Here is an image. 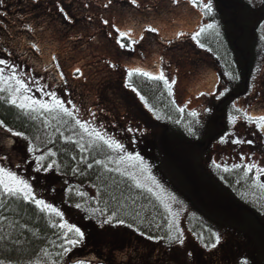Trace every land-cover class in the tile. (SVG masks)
Returning a JSON list of instances; mask_svg holds the SVG:
<instances>
[{"label":"rangeland","instance_id":"rangeland-1","mask_svg":"<svg viewBox=\"0 0 264 264\" xmlns=\"http://www.w3.org/2000/svg\"><path fill=\"white\" fill-rule=\"evenodd\" d=\"M222 2L235 10L233 14L237 15V19L232 22L230 20V27L234 26L240 29V33H235V35L245 38L244 41H241L239 50L247 58L248 43L251 42L249 38L251 36H255V38H257L256 36L264 37L263 7L260 6L258 0L254 7L248 4V0H222ZM246 5L250 6L249 10H246ZM217 9L220 12L224 11V7L222 6H217ZM260 10L262 12H259ZM195 21H198V19ZM126 23L127 21L125 20L124 25ZM93 24L95 27L96 24ZM77 26L75 38L79 35H83L84 37L90 35V28L86 27L83 22H79ZM251 27H257V30H260L261 34H252ZM224 29L226 30L227 28L224 27ZM10 30V33L8 31L5 33L6 39L3 41V38H0V42L11 41L9 36L11 37L13 34L12 29ZM18 34L19 37H22L21 31ZM28 36L29 42L32 44L36 38L31 34ZM42 36L47 45L46 48H48L46 53L50 52V50L52 51V56L55 55L58 58V62L67 76V86L58 92V96L61 99L74 101L75 106L80 109L78 115L82 119L91 121V128H94L106 137L115 138V140L123 145V148L118 151H114L108 148L107 145H103L104 149L99 153V150L95 146L99 145L98 143L101 141L97 138L89 139L88 145L90 144L92 153L110 158L108 164H111L118 171L129 175L138 185L146 189H152L151 192L160 201L168 215L171 228L170 234L174 236L178 235V230L179 233L183 234L184 241L183 244H180L178 240L169 242V239L166 241H141L142 243L134 241V243L132 242V246L128 247L126 242L127 237L125 242L121 241L118 245L113 244L116 242L115 240H111L110 243L116 245L115 247L108 245L96 249L92 245L86 247L81 244L70 253L72 257L70 261L85 264H225L224 261L229 260L230 254L223 253L222 259L219 255V250L211 249L210 247H206V245H211L214 242L212 232H217L216 226L221 220L223 223L230 221V223L234 222L235 224L240 222V217L237 216V211L226 210V206H231L233 202L231 199L225 198V189L221 184L223 181L216 177L210 166L221 165L220 155H225L222 153L223 149L229 150L232 154L237 152L236 149L238 147H246V144H233L231 141L236 139H232L229 136H225V142L220 143V139L214 138L211 135L216 127V100L213 96L205 98L196 97L199 92L196 93L193 89V83L196 84L197 81L193 72L194 56H185V51L182 50V47H178L176 49L178 53L177 57L169 60V78H175L176 80L172 89L173 95H171L172 97L170 96V99L175 101L174 109L170 111L165 95L160 91L156 92L153 95H149L147 99L150 104L159 109L157 115L156 112H151L149 109L152 108L146 103L145 105L140 99V93L138 96L136 92L132 93L130 90L123 88L122 86H125V84L106 88V84L113 85L119 76L117 71L116 75L108 72L106 76L105 70L99 68L100 63L98 62H94L92 67V60L96 56L92 55L93 53L91 52H94L97 45L92 43L86 44L90 54L87 55V51L80 57L81 60L78 58L77 61H72L70 56H67L66 49L64 50L67 44L65 41H61L62 37L59 36V32H56L54 23L46 27V31L42 32ZM240 38L238 43H240ZM229 39L230 41L232 40L230 37ZM3 43H0L1 48L2 46L4 47ZM80 43L81 41L78 40L76 45L72 46L71 53L72 50L77 49ZM83 43L81 44L85 45ZM51 44L57 46L54 51ZM21 46L23 45H19L18 47ZM101 46L104 52H119V49L113 50V46L111 45L109 47L107 42ZM210 47L215 50V47H217L215 40H212ZM107 48H109V51ZM4 49L6 48L4 47ZM59 50L60 55L58 54ZM189 52L190 50L187 53ZM208 53L210 52H207V59L204 63L207 66H205L206 68L216 63L226 69L225 64H223L224 61L215 59L214 55L208 56ZM0 58H3V56L0 55ZM89 58L92 60L90 61ZM157 59L147 57L141 61H129L125 67H142L158 74L160 65ZM43 61V63H40L43 66H41L42 70L50 63H56L51 61V58H48L47 55L43 56ZM113 62L117 63V60H113ZM227 63V68H231L230 62L228 61ZM262 63L264 64V61ZM76 67H80L85 73L84 77L80 80L73 79L72 77V72ZM46 81V78L40 79V84L52 83L50 79L49 82ZM118 82L120 84V80ZM35 87V85H32V90L27 95L37 96V99H45L48 101L44 102H50V98L36 92ZM103 87L106 90L108 89V92L105 93ZM98 92H100V96ZM2 93H5L10 99L7 91ZM142 107H145L148 111ZM178 108L184 109L183 112L190 118V122L186 123L187 119L181 118L183 112L178 111ZM89 109L95 113V118L89 115ZM37 110H39L38 107ZM193 111L196 113L195 116L190 115V112ZM43 113H48L52 116L56 114L57 117L55 119L59 125L62 128L70 126L71 132L77 136L76 138L89 136L83 133L79 126L75 125V121L63 116L61 113ZM134 113L136 117H134ZM163 115L167 117H163ZM176 127L181 130L183 139L193 145L182 146L184 144L183 139L178 138ZM168 128L171 129L169 130ZM189 128L192 129L195 135L188 134ZM4 129V127L0 129V157H6L4 163H7L9 170L16 172L20 178L29 181L39 198L48 199L50 195L54 194V190L60 184V179L58 180L55 177L50 178L48 177V173L52 172L58 176L59 170L56 164H53L52 168L48 171L42 170L37 173L34 171L37 167L35 157L44 155L43 164L47 167L55 161V155L49 156V150H33L32 152H28L27 149L31 145L27 140L22 136H12L10 132H5ZM201 144H204V146H200ZM129 155L139 156L140 160H128L127 156ZM4 163H0V167L4 166ZM223 165H226L230 169L234 163L228 165V162H226ZM224 166L220 168L223 170ZM193 187L197 188L205 203L198 198L197 192ZM80 191L87 198L93 199L95 197V190L90 186L84 187ZM173 197H175V200L172 199ZM220 203L223 205V209L216 208V204ZM59 210L63 214L66 212L65 207H62L60 204ZM64 218L68 223L79 226L76 220L70 218L68 211ZM223 223L222 225H224ZM79 227L81 228V226ZM203 229H206V231H203ZM190 252L193 254L191 257L188 255Z\"/></svg>","mask_w":264,"mask_h":264},{"label":"trees","instance_id":"trees-1","mask_svg":"<svg viewBox=\"0 0 264 264\" xmlns=\"http://www.w3.org/2000/svg\"><path fill=\"white\" fill-rule=\"evenodd\" d=\"M105 2L106 0H3V4L0 5V13H4L0 15V38H3L4 41L6 39L5 33L6 31L10 33V29H12V32L19 30L22 35L24 30H27L36 38L34 43L38 47H43L46 46V43L42 32L46 31V27L51 23H54L56 32H59V36L62 37L61 41H65L67 44L64 48L67 56H70L72 61H77L87 51L86 54H90L86 44H91L88 43L89 36L79 35L75 38V31L78 28L77 24L83 22L87 27L90 23H95L96 27H99L102 18L98 17V14H102L104 9H106L104 7ZM114 2L121 5L119 0H112L109 7ZM61 5L71 17L70 20H66L64 13L59 11V6ZM259 12L262 11L260 10ZM225 34L228 39L229 37L231 38V30L229 28L225 30ZM98 35L100 34L96 32V36ZM75 40H80L85 45L80 43L77 49L72 50L71 53L72 46L77 43ZM0 43L2 44L3 42ZM3 44L6 49L3 46L2 48L0 47V55L3 56L0 59L6 58L10 62L15 63L30 78H46L47 74L44 69L42 70V64L34 57L27 45L17 49L13 48L8 41ZM95 45L97 47L91 53H95L94 56L96 57L93 60L91 59L92 57L89 58L90 61L92 60V67L94 62H98L100 63L99 68L105 70V75L108 72L116 75L118 72L119 77L116 78L115 83L113 85L106 84V88L125 84L121 80L124 77L123 71L125 69L118 63L119 61L115 63L113 58H110V60L105 59L102 56L105 52L102 51L101 44L96 43ZM240 45L241 41L240 43L236 42V44L229 41L228 47L235 52V46L239 50ZM51 46L53 51L57 47L54 44H51ZM165 51H168V49ZM9 53H12V55H9ZM58 54L60 55V50ZM110 63L116 67H110ZM160 63L161 71L169 78V60L164 57ZM246 63L247 60L245 58L239 62L240 67L244 68ZM83 68L85 69V67ZM46 80V82H49V79L46 78ZM118 80H120V84ZM139 80L135 84L132 82V78L128 79L127 83L131 87H122L132 93V87H135L141 96L144 97V104L146 103L151 107L150 111L156 112L157 115L159 109L150 104L147 99L149 95H153L156 92L160 91L165 95L170 111L174 109L175 103L170 99L163 81L150 80L143 76ZM103 88L105 93L108 92V89ZM98 95L100 96V92H98ZM40 100L48 101L45 99ZM146 110L148 111V109ZM165 113L167 114V112ZM181 115L182 119H187L186 123L190 122V118L184 112ZM165 116L163 115V117ZM56 117V114L52 116L48 113H43L40 109L36 111L21 110L9 103V98L5 93L0 92V121L3 122L4 128L10 129V133H22L21 136L28 141L34 151L50 150L54 153V160L59 173L56 176L54 173L49 172L48 177L60 179V184L54 190V194L45 200L48 203H52L58 210L59 204L65 207V211H68L70 218L77 221L86 236L82 246L88 247L92 245L96 249L108 245L115 247L116 245L110 243L111 240H115L116 242L113 244L118 245L121 241L125 242L127 237L128 247L132 246L134 241L138 243H142L141 241L151 242L152 240L166 241L171 232L170 221L157 197L148 189L138 186L129 175L118 171L111 164H108L110 158L93 154L90 150V144L88 145V140L95 139L94 136L76 138L77 136L72 134L70 126L62 128L56 121ZM45 121H47V127H45ZM215 124L216 127L211 135L220 139L223 132L220 131L219 121H216ZM168 129L170 130L171 128ZM176 133L179 139H183L181 130L177 127ZM68 137H71V140H67L66 138ZM183 143L182 146L193 145L187 143L184 139ZM81 144L84 146L83 150L79 147ZM98 144L95 148L100 153L104 149L103 145L105 144L102 141ZM242 156L240 154L238 156L239 161L236 162V164L241 165L239 168L231 166L228 171L222 170L216 165H211L210 168L216 177L228 183L229 191L239 200L242 204L241 206L257 208L261 197L258 195L253 197L252 194H248V191L249 189L257 191L259 186L252 187L248 185V182L258 180L260 175L257 176L258 178L254 177L256 174L255 169L247 174L245 173L244 165L249 164V157L245 155L243 156L245 159L241 160ZM263 159L262 157L254 156V164L260 166L263 164L261 163ZM96 160H100L102 163L97 165L95 163ZM88 164H92V167L89 168ZM73 169H76V171H73ZM88 186L95 190L93 199L87 198L80 191ZM203 202L205 203V201ZM76 204L81 207L77 209L75 207ZM66 212L64 216H66ZM108 216L114 217L112 222L101 226L102 221ZM118 221H123V223ZM58 223H60L59 217L51 213L50 210L42 212L34 203H25L21 196H7L0 191V262L2 264H85L73 263L68 257L62 258L60 256L63 251L61 245L65 247L68 245L62 239L63 230L53 227L54 224ZM243 256L246 258V254H243ZM246 259L249 261L248 258ZM241 260L242 258L240 262Z\"/></svg>","mask_w":264,"mask_h":264},{"label":"flooded vegetation","instance_id":"flooded-vegetation-1","mask_svg":"<svg viewBox=\"0 0 264 264\" xmlns=\"http://www.w3.org/2000/svg\"><path fill=\"white\" fill-rule=\"evenodd\" d=\"M119 2H121V5L114 2L113 5L104 9L102 14H98V17L102 18V20L108 19L122 30L133 29V35L137 40H139L140 34L143 33L144 39L142 41L132 46V48L120 49L115 44V41L108 37L107 34L111 29L105 26L102 21L101 24L99 23V27H94L93 23H90L87 27L91 30L88 43L102 45L107 42L109 47L113 45V50L119 49L117 53L105 52L102 56L107 60L113 58L120 61V65L125 69L123 71V83L128 82L129 79L127 73H125L129 69L125 67L129 61H141L147 57L156 60L159 57L157 62L160 65V61L164 57L167 60L175 59L178 55L176 49L182 47V50L185 51V56H194L193 72L197 81L196 84L193 83V89L196 93L199 92L196 97L213 96H201L199 95L201 92L207 93L209 91L228 89L220 99H216L213 96L216 100V121H219L220 131L223 132L222 136H229L232 139L243 141H253L252 144L245 143L246 147L244 148L238 147L236 153L231 154L229 150L228 152L223 149L222 153L225 155H220L221 167L226 162H228V165L238 162L240 154L243 156L248 155L249 163H254V156L264 158V132L259 131L254 122L249 123L245 115L246 112L249 114L255 112L256 115L264 114V111H262L264 109V64L262 63L264 61V39L261 36H256L257 38L251 36L249 38L251 42L248 43L249 47L246 52L247 63L244 68H241L239 62L244 60L245 57L236 46L235 52L228 47L230 40L227 38L224 29L226 27L231 30V41L236 44L240 37L236 36L235 33H240V29L234 26L230 27V20L231 22L236 20L237 15L233 14L235 10L225 5L222 0H214L216 11L213 16L204 15L201 9L194 7L189 0H178L177 3H173V0H138L139 7L132 5L130 0H119ZM199 2L200 0H197V4ZM107 3L108 0H106L104 5ZM217 6L224 7V11L220 12ZM245 7L246 10L250 9L248 5ZM262 10H264V7ZM196 19L198 21H195ZM125 20L127 23L124 25ZM213 21L219 25V35L216 34L217 29H208L198 37L199 44L192 40L191 34L193 32L198 31L201 25L212 23ZM149 25L158 28L159 32H145L144 29ZM251 28L252 34H261L257 27ZM18 32L19 30L17 32L13 31V35L10 37L11 41H8L13 48H18L19 45L24 47L27 45L34 57L42 63L44 62V55L51 58L52 51L50 50V52L46 53L48 49L46 46L40 47L43 51L39 53L32 49L31 45L34 42L32 44L29 42V31L24 30L22 37H19ZM96 32L100 35L96 36ZM178 32L186 33V35L177 38L176 33ZM212 40L216 41L217 47H215V50L210 47ZM244 40L245 38H240V41ZM200 44L203 47H200ZM167 49L168 51H165ZM107 50L109 51V48ZM189 50L190 52L187 53ZM102 51L104 52L103 48ZM207 52H210L208 56L214 55L215 59L224 61L223 64H225L226 69L216 63L212 64L213 67L206 68L207 66L204 63L207 59ZM92 55H95V53ZM228 61L232 65L231 68H227ZM160 72L161 69H159L158 74ZM230 76H238L239 79H230ZM140 77L142 76L134 74L131 77L132 82L136 84L140 81ZM217 78L218 83H216ZM213 83H216L215 89L211 87ZM234 103L236 107H233ZM237 109H242V111H237ZM229 116L235 118L234 122L229 121ZM200 146L203 147L204 144ZM261 163L263 164L260 167L264 168V159ZM259 175L258 180L248 182V185L252 187L259 186L257 191L251 189L248 191V194H252L253 197L255 195L261 197L257 208L241 206L242 204L239 200L229 191L228 183L224 181L221 183L225 189V198L231 199L233 202L231 206H226V210H235L238 212L237 216L240 217V222L235 224L234 222L230 223V221L223 223L221 220L216 226L217 233L221 235V244L216 249L219 250V255L222 259L223 253L230 254L229 260L224 261L225 264H239L240 259L244 258L243 254H246L249 264H264V203H262L264 202V187L261 186L264 185V174L256 172L254 177L256 178ZM193 188L196 190L198 198L203 202L197 188ZM216 208L223 209V205L221 203L216 204ZM239 217L237 218L239 219ZM203 231H206V229H203Z\"/></svg>","mask_w":264,"mask_h":264},{"label":"snow or ice","instance_id":"snow-or-ice-1","mask_svg":"<svg viewBox=\"0 0 264 264\" xmlns=\"http://www.w3.org/2000/svg\"><path fill=\"white\" fill-rule=\"evenodd\" d=\"M178 0H173V3H177ZM190 3L193 4L194 7H199L201 9V12L206 16H213V14L216 11L214 0H200L199 4H197V0H189ZM257 0H248V4L251 6H255V3ZM112 3V0H108V3L104 5L105 8H108L109 5ZM130 3L132 5H135L139 7L138 0H130ZM258 3L261 7H264V0H258ZM3 4V0H0V5ZM87 7V5H85ZM59 11L61 13H64V18L66 20H70L71 17L65 12L63 6H59ZM4 13H0V15H3ZM91 19V18H89ZM102 23L105 26H108L111 31L108 32V37L113 39L115 41V44L119 46L120 49H126V48H132V46L138 44L140 41L144 39L143 33L140 34L139 40H137L133 35V29L129 28L127 30H122L119 26H117L115 23L110 22L108 19H103ZM208 29H217L216 34L219 35V25L215 21L212 23H207L204 25H201L199 27L198 31H195L191 34V38L193 41H196L199 44L198 37L201 36L206 30ZM31 30V29H29ZM145 32H153L158 33L159 29L149 25L144 29ZM186 35V33L178 32L176 33L177 38ZM264 39V37H261ZM170 42V41H169ZM200 47H203L202 44L199 45ZM32 49H34L36 52H42L43 50L37 46V44L33 43L31 45ZM9 55H12V53H9ZM51 61L56 63H50L46 68H44L45 73L47 74L46 78L50 79L52 81L51 84H40V79H44L45 77H41L39 79L32 77L28 78L27 73H23L19 70L18 66L10 62L8 59H0V92L7 91L10 99L9 103L12 105H15L17 108L21 110H30V111H36L37 107L42 110L43 112H59L63 116L69 117L71 120L75 121V125L79 126V128L83 131V133L94 136L95 138L102 141L105 145L108 146V148L118 151L123 148V145L119 143L115 138L112 137H106L104 134L100 133L99 131L95 130L94 128L90 127L91 121H88L86 119L80 118L78 115L80 109H78L74 101L70 99H61L60 96H58V92L62 91L63 88L67 86V76L65 72L62 70V66L58 62V58L53 55L51 56ZM110 67L115 68L116 66L114 64H109ZM140 75L145 78H148L150 80L155 81H163L165 88L168 90L169 96L173 95L172 93V87L176 83L175 78L169 79L166 77V75L161 71L159 74H156L152 71L146 70L142 67H131L127 69V76L129 79L133 75ZM85 73L80 67L74 68L72 72L73 79L80 80L84 77ZM230 79H239V77H229ZM216 83H218V78ZM216 83H213L211 87L213 89L216 88ZM32 85H35V91L38 93H41L43 96H47L50 98V102H44L40 99H37L34 96H29L27 93H29L32 90ZM125 87H131L130 84L125 83ZM132 91L136 92V94L139 96V92L135 87H132ZM228 91L227 88H225L223 91H209L207 93L201 92L199 95H213L216 97V99H220L225 95V93ZM140 99L143 101L144 97L140 96ZM175 103V101H173ZM233 107H236L235 103L233 104ZM151 110V109H149ZM178 111L183 112V108H178ZM237 111H242V109H237ZM264 111V109H262ZM89 115H91L93 118H95V113L91 112V110H88ZM190 115L195 116L196 113L190 112ZM247 120L249 123H255L256 128L264 132V114L256 115L255 112L249 114L245 113ZM235 118L229 116V121L234 122ZM67 123V121H65ZM179 123V121H177ZM3 122L0 121V129H3ZM45 127H47V121H45ZM5 132H10V129H4ZM131 131V129H130ZM189 135H195V133L192 131L191 128L188 129ZM12 136L19 137L22 135V133L19 132H12ZM67 140H71V137L66 138ZM225 142V137L220 138V143ZM233 144H239V143H248L252 144L253 141H243L240 139L232 140ZM79 147L83 150L84 146L81 144ZM28 152H32L34 149L32 147H29ZM48 155H54L50 150L48 152ZM45 159L44 155H40L35 157V160L37 162V167L34 169L37 173L40 171H48L52 168V165L55 164V161L52 162V164H49L47 167L44 166L43 161ZM128 160H140L139 156H127ZM245 159V157H241V160ZM6 160V157H0V163H4ZM95 163L97 165H100L102 162L100 160H96ZM214 164H216L215 161H213ZM19 167V165H17ZM88 167L91 168L92 164H88ZM106 167V165H105ZM216 167H221V165L216 164ZM234 168L241 167L240 164L233 165ZM253 169L256 170L258 174H264V168L260 167L258 164L249 163L247 165H244L245 173L251 172ZM118 170V169H117ZM224 170L228 171L227 166H224ZM73 171H76V169H73ZM258 178V177H257ZM139 186V185H138ZM264 187V185H261ZM149 191H152V189H148ZM0 191L4 193V195L17 197L21 196L23 201L25 203H34L37 208L40 209V211H51V213H54L57 217L60 219V223L54 224L53 227H57L61 230H63V236L62 239L65 241V244L68 245L65 247L64 245H61L63 248V251L60 253V256L68 257L69 260L72 259L70 253L73 252V249L81 245L84 240L86 239L85 233L82 231V229L79 226L73 225L68 223L65 218L62 211L58 210L52 203L46 202L45 199L39 198L36 193L34 187L29 183L28 180L20 178L16 172L9 170L7 163H4V166L0 167ZM175 200V197L172 198ZM75 207L79 209L81 206L79 204H76ZM114 217L108 216L102 221L103 224H110L112 222ZM119 223H123V221H118ZM178 235H171L169 234V242L173 241H179L180 244H183V234L179 233L177 230ZM212 236L214 237V242L211 243V245H206V247H210L211 249H216L221 244V235L215 231L212 232ZM74 237V238H71ZM151 239V237H149ZM202 238V237H201ZM188 255L191 257L193 254L190 252ZM2 264V262H0ZM239 264H249L246 258H242L241 262Z\"/></svg>","mask_w":264,"mask_h":264}]
</instances>
